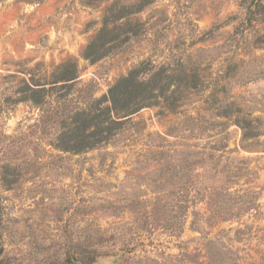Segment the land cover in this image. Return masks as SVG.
I'll return each instance as SVG.
<instances>
[{"label": "rangeland", "instance_id": "374dc122", "mask_svg": "<svg viewBox=\"0 0 264 264\" xmlns=\"http://www.w3.org/2000/svg\"><path fill=\"white\" fill-rule=\"evenodd\" d=\"M106 14L124 42L93 62ZM67 61L70 87L24 98ZM144 62L175 74L168 101L102 146H56ZM224 149L243 162L199 153ZM0 236V264H264V0H0Z\"/></svg>", "mask_w": 264, "mask_h": 264}, {"label": "trees", "instance_id": "16d2710c", "mask_svg": "<svg viewBox=\"0 0 264 264\" xmlns=\"http://www.w3.org/2000/svg\"><path fill=\"white\" fill-rule=\"evenodd\" d=\"M115 31V26H110L106 14L102 27L85 46L83 56L95 62L120 46L124 39L115 35ZM76 78H78L77 64L74 61H67L58 66L50 81L34 78L31 81L24 80L21 92L25 94V99L41 105L45 102L43 92L47 90L46 84L54 83L50 86L53 87L58 82H64L59 84L60 87L66 85L70 87L72 83L69 82H74ZM174 84L175 74L169 72L164 65L152 70L145 62L141 63L121 76L102 97H87L81 108L75 110L72 115L61 118L59 121L61 131L56 146L64 151L80 153L104 145L124 128L125 122L131 118V115L144 107L158 104L160 100L168 101L170 98L168 92L175 91L172 88ZM242 128L244 140L257 136L249 132L247 126ZM199 153L203 161V157L205 158L209 168L222 169L229 160H243L242 157L229 155L226 149L222 153L210 152L209 156L202 151ZM2 253L0 236V255ZM80 254L82 253L75 254V258Z\"/></svg>", "mask_w": 264, "mask_h": 264}, {"label": "water", "instance_id": "95a60500", "mask_svg": "<svg viewBox=\"0 0 264 264\" xmlns=\"http://www.w3.org/2000/svg\"><path fill=\"white\" fill-rule=\"evenodd\" d=\"M2 255H0L1 258ZM77 263L78 264H85L82 260L77 259ZM114 260L110 257H103L100 259L99 263H95V264H113Z\"/></svg>", "mask_w": 264, "mask_h": 264}]
</instances>
